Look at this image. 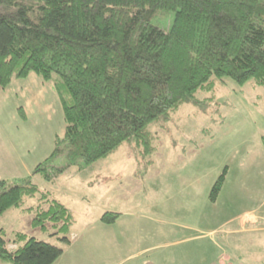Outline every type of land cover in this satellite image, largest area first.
<instances>
[{"label": "trees", "instance_id": "16d2710c", "mask_svg": "<svg viewBox=\"0 0 264 264\" xmlns=\"http://www.w3.org/2000/svg\"><path fill=\"white\" fill-rule=\"evenodd\" d=\"M169 12L175 15L169 30L152 24ZM30 73L44 81L57 76L65 123L63 139L34 175L50 182L131 142L147 169L157 151L151 127H165L183 104H198L197 93L224 78L264 88V0H0V88ZM61 155L66 166L55 167ZM225 174L211 189L212 201ZM36 195L37 205L25 211L34 214L31 227L44 231L51 224L50 236L68 245L71 212L30 178L0 180V216L23 211ZM119 216L105 212L100 221L109 225ZM5 236L0 229L5 264H54L63 254L20 232L12 234L10 249Z\"/></svg>", "mask_w": 264, "mask_h": 264}, {"label": "rangeland", "instance_id": "374dc122", "mask_svg": "<svg viewBox=\"0 0 264 264\" xmlns=\"http://www.w3.org/2000/svg\"><path fill=\"white\" fill-rule=\"evenodd\" d=\"M174 17L173 12L157 14L151 22L169 30ZM56 79L53 75L44 81L30 73L0 88V180L13 183L30 178L40 192H48L69 209L74 223L68 239L74 241L64 253L66 264H116L125 259L123 248L118 250V257L105 250L106 258H97L95 251L108 245L102 238L106 234L120 239L124 235L154 236L160 232L168 236L205 235L216 230L221 234L232 228L218 230L224 227L221 224L226 218L264 204V88L251 82L241 86L224 78L215 82L212 91L197 93L198 104H183L170 115L165 127H151L157 137V151L153 165L147 169L131 142L105 159L89 166L69 167L47 182L33 170L50 156L56 140L64 137ZM60 147L64 149L65 144ZM54 166H66L64 155L54 161ZM224 170L221 191L212 201L211 189ZM39 198H27L23 211L10 209L0 216V229L6 232L10 249L14 248L12 234L20 232L64 251L65 245L50 236L55 233L51 224H46L44 231L31 227L34 214L25 211L36 206ZM100 208L116 210L122 218L106 225L105 231L100 230L95 218ZM90 237H98L91 249L87 242ZM209 244H200L194 263L212 264L220 252L216 249L214 255ZM247 247L249 254L257 258L255 248ZM259 248L264 250V242L258 244ZM252 262L254 259L249 258L247 264ZM167 264L175 263L169 259Z\"/></svg>", "mask_w": 264, "mask_h": 264}, {"label": "crops", "instance_id": "0c3cea01", "mask_svg": "<svg viewBox=\"0 0 264 264\" xmlns=\"http://www.w3.org/2000/svg\"><path fill=\"white\" fill-rule=\"evenodd\" d=\"M105 212H112L121 215L120 212H116V210H109L107 208H100L97 210V212H95V218L97 219L96 223L101 226L98 227L100 230L103 228V231H105L104 228H106V225L101 224L100 217ZM121 218L122 217L119 216L114 224ZM221 226L224 227L219 228V231L226 227L232 228H226L221 234L216 233V230H212L205 235H200L199 233L198 235H194V233L168 236L160 232L154 236L124 235L120 239V237H116L115 235L112 236L106 234L102 238L107 241V247L98 248L95 253L98 255L97 258H106L104 254L105 250H108L111 254L118 257V250L120 248H123L124 250L126 249L124 254L125 259L121 262H116V264H129V262L132 264H167V260L169 259H172L175 264H200V262L195 261L194 263L192 260L195 258L196 254L199 256L200 252H198V250L201 247L200 244L209 241L210 244L208 246L214 251V255L216 249L220 252L215 255L214 260L211 261L212 264H247L249 258L254 259V262L251 264H264V250L261 248H259V250L256 249L258 248V244L260 242H264V204H256L253 205L251 210L237 212L233 216L226 218ZM191 231L195 230L192 229ZM97 238L98 237H90L87 240V242H90V249L91 247H94V241H98ZM119 239L123 245H120ZM73 241L74 240L69 238V243L65 246L61 257L64 256L67 248L69 250ZM261 245L262 244H260V247ZM247 246L251 249L255 248L256 251L254 252L257 255V258L249 254ZM170 248L175 249L169 250ZM101 249H103V251L98 253ZM206 249H208V247L204 248L203 251ZM130 250L132 252L127 254ZM126 256L129 257L126 258ZM64 258L65 256L62 257V259L59 258L54 264H66L65 261H63ZM136 259H140L141 261L133 263ZM0 264L5 263L0 262Z\"/></svg>", "mask_w": 264, "mask_h": 264}]
</instances>
